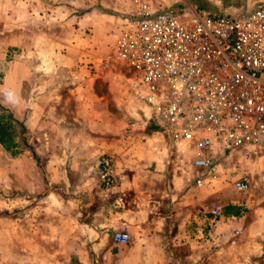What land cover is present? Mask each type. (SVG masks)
<instances>
[{
    "label": "crops",
    "instance_id": "1",
    "mask_svg": "<svg viewBox=\"0 0 264 264\" xmlns=\"http://www.w3.org/2000/svg\"><path fill=\"white\" fill-rule=\"evenodd\" d=\"M78 9V21L85 25L73 20ZM123 11H131L126 0H0V105L22 121L29 144L34 138L41 144L34 149L31 144L32 150L20 148L15 155L0 146L9 159L10 184L31 177V151L43 156L47 183L58 189L43 193L45 197H26L58 202L62 227L55 232V244L38 241L39 247L56 248L55 254L49 253L57 257L54 264H209L201 225L206 223L203 209L210 192L195 185L191 168L183 171L177 165L174 144L166 134L149 133L146 121L129 118L128 101L122 116L106 119L93 116L94 97L74 98L77 116H48L40 107L34 111V105H44V96L34 91L44 88L35 73L46 65L62 73L70 65L65 59L72 55L66 52L71 48L65 49L75 39L66 38L65 26L77 25L80 34L88 30L90 34L78 39L90 41L91 33L98 32L92 18L101 15L103 32L109 33L121 28ZM82 86L73 82L74 89ZM82 104L89 116H78ZM22 111L25 116H17ZM104 155L112 162L115 186L103 190L105 197L98 200L94 195ZM251 217L252 241L264 246V211ZM122 227L129 242L114 243L112 233Z\"/></svg>",
    "mask_w": 264,
    "mask_h": 264
},
{
    "label": "built area",
    "instance_id": "2",
    "mask_svg": "<svg viewBox=\"0 0 264 264\" xmlns=\"http://www.w3.org/2000/svg\"><path fill=\"white\" fill-rule=\"evenodd\" d=\"M126 1L134 16L123 19L127 29L115 37L105 65L139 76L147 122L168 136L177 155L206 172L230 152H264V8L182 21L157 10L154 0ZM99 179L105 189L115 186L108 157L99 162ZM194 181L204 186V178ZM248 186L245 178L234 182L238 193ZM111 238L129 242L123 227Z\"/></svg>",
    "mask_w": 264,
    "mask_h": 264
},
{
    "label": "rangeland",
    "instance_id": "3",
    "mask_svg": "<svg viewBox=\"0 0 264 264\" xmlns=\"http://www.w3.org/2000/svg\"><path fill=\"white\" fill-rule=\"evenodd\" d=\"M153 3L157 10H170L182 21L190 19L192 13L210 16L237 15L252 11L258 6L264 8V0H154ZM66 6L69 7L71 4L66 3ZM130 8L131 11L119 13L123 19L134 16V10L131 6ZM79 10L82 9L73 12V20L79 26L85 25L78 21V17L82 16L78 13ZM87 12L85 11L83 15ZM96 17L98 18H92L91 24L93 26L96 24L98 32L91 33L90 41L78 39L80 35L90 34L88 30L80 34L81 30H78L77 25L65 26L66 38L69 41L76 40V42L72 41V44L69 43L65 49L71 48L66 52L72 55L69 59H65L70 65L65 67L66 71L62 73L52 70L50 65L35 73L39 78L37 82H40V86L44 88L34 91L38 90L39 94L44 96L42 100L44 105H34V111L40 107L48 116L67 118L77 116L74 115V109L78 110L79 106L76 108L74 98L85 97L87 101L89 97H94L97 107L93 108L96 111L95 114L92 113L93 116H102V119H106L105 116L109 115L122 116L120 110L124 109L126 104L124 102L128 101L129 118L135 120L134 118L137 117V121L147 122L146 110L140 97L139 76L113 62L105 65L115 37L119 32L127 29L126 23L122 20L120 29L117 27L111 32L108 31L109 33H104L106 22L101 15ZM81 27L85 28V26ZM76 50L81 55L75 54ZM80 68L81 73L75 75ZM76 80L83 86L74 89L73 82ZM89 84L91 88L85 89L84 85L89 86ZM56 100L60 102L56 103ZM0 107L8 111L12 110L4 105ZM17 116H25V113L22 111ZM78 116H89L87 105L82 104ZM148 124L149 133L159 132L156 126ZM33 140L36 141L32 142ZM43 140H47L45 136ZM32 141L30 146L32 144L33 149L34 146L41 145L37 138ZM29 156L34 165L32 173L30 169L28 170L31 177L27 182L18 179L15 185L10 184L9 159L0 152V264H54L57 259L56 255L49 257L51 251L53 254L57 252L56 248L49 249L47 245L39 247L38 241L55 244L57 237L55 232L57 228L62 227L61 218L58 216V213L60 214L58 202L52 199L31 200V197L26 196L41 198L46 195L42 196L43 193L55 192L58 188L50 181L47 183L43 156L34 150ZM174 159L183 171L189 168L187 156L176 155ZM219 164L212 171L191 169V176L204 178L203 187L210 192L207 206L203 209L206 210L203 214L206 216V223L201 225L202 240L208 243L209 264H264V246L256 245L249 232L251 214L259 216L260 212L264 211V201H258L259 197H264V152L251 148L236 150L221 157ZM240 178H245L249 182L248 189L242 193L234 189V182ZM98 181L100 188L94 196L101 200L105 197L103 190L109 189H105L99 179V165ZM227 206H235L239 215L224 216L223 211ZM216 207H220L221 211L217 215H212L211 211Z\"/></svg>",
    "mask_w": 264,
    "mask_h": 264
},
{
    "label": "trees",
    "instance_id": "4",
    "mask_svg": "<svg viewBox=\"0 0 264 264\" xmlns=\"http://www.w3.org/2000/svg\"><path fill=\"white\" fill-rule=\"evenodd\" d=\"M25 133L22 121L16 119L13 112L0 107V146L11 155H15L20 148L30 149ZM223 214L226 217L239 215L235 206L225 207Z\"/></svg>",
    "mask_w": 264,
    "mask_h": 264
}]
</instances>
